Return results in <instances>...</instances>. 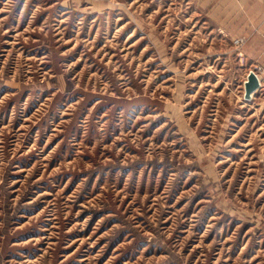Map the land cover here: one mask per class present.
<instances>
[{
	"label": "rangeland",
	"instance_id": "374dc122",
	"mask_svg": "<svg viewBox=\"0 0 264 264\" xmlns=\"http://www.w3.org/2000/svg\"><path fill=\"white\" fill-rule=\"evenodd\" d=\"M0 264H264V0H0Z\"/></svg>",
	"mask_w": 264,
	"mask_h": 264
},
{
	"label": "water",
	"instance_id": "95a60500",
	"mask_svg": "<svg viewBox=\"0 0 264 264\" xmlns=\"http://www.w3.org/2000/svg\"><path fill=\"white\" fill-rule=\"evenodd\" d=\"M259 88V81L253 72H250L245 82V98L248 99L252 92Z\"/></svg>",
	"mask_w": 264,
	"mask_h": 264
},
{
	"label": "built area",
	"instance_id": "2783aa9c",
	"mask_svg": "<svg viewBox=\"0 0 264 264\" xmlns=\"http://www.w3.org/2000/svg\"><path fill=\"white\" fill-rule=\"evenodd\" d=\"M255 70L258 72L257 74L255 73L256 76L259 77V75H260L259 72H260L262 69H261V68H256ZM257 79H258V81H259V78H257ZM259 87H260V82H259Z\"/></svg>",
	"mask_w": 264,
	"mask_h": 264
},
{
	"label": "bare ground",
	"instance_id": "6f19581e",
	"mask_svg": "<svg viewBox=\"0 0 264 264\" xmlns=\"http://www.w3.org/2000/svg\"><path fill=\"white\" fill-rule=\"evenodd\" d=\"M261 84V83H260ZM255 92V91H254ZM251 94H253V92L251 93ZM252 96V95H251Z\"/></svg>",
	"mask_w": 264,
	"mask_h": 264
}]
</instances>
